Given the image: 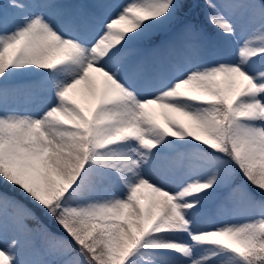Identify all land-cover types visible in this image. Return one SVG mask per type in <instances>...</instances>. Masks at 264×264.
I'll use <instances>...</instances> for the list:
<instances>
[{"label": "snow or ice", "instance_id": "obj_1", "mask_svg": "<svg viewBox=\"0 0 264 264\" xmlns=\"http://www.w3.org/2000/svg\"><path fill=\"white\" fill-rule=\"evenodd\" d=\"M0 264H264V0H0Z\"/></svg>", "mask_w": 264, "mask_h": 264}, {"label": "rangeland", "instance_id": "obj_2", "mask_svg": "<svg viewBox=\"0 0 264 264\" xmlns=\"http://www.w3.org/2000/svg\"><path fill=\"white\" fill-rule=\"evenodd\" d=\"M76 99H77L78 102H81L80 101V94L79 93L76 94Z\"/></svg>", "mask_w": 264, "mask_h": 264}]
</instances>
